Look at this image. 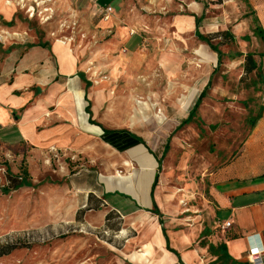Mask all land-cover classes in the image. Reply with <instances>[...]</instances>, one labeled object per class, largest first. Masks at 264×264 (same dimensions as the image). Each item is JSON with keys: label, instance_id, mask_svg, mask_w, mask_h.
Wrapping results in <instances>:
<instances>
[{"label": "rangeland", "instance_id": "obj_1", "mask_svg": "<svg viewBox=\"0 0 264 264\" xmlns=\"http://www.w3.org/2000/svg\"><path fill=\"white\" fill-rule=\"evenodd\" d=\"M18 1H6L18 8L16 25L7 29L0 22V71L11 49L31 37L68 36L66 46L79 55L92 84L90 108L97 121L106 128H130L134 112L159 118L165 113L162 123L136 119L134 128L158 150L166 142V125L187 115L185 108L211 79L196 117L175 136L180 140L172 179L201 178L240 152L251 131L249 118L261 106L258 77L244 71L245 55L259 60L264 48L248 0H131L109 20L100 11L99 18L90 12L82 16L59 11L54 21L44 24L30 18L27 6ZM192 15H203L200 31L213 36L223 53L222 64L196 37L188 21ZM71 21L75 30L62 28ZM99 21L108 25L101 27ZM223 31L231 32L234 40L215 37ZM52 155L51 148L0 150V164L12 175L23 169L29 173L27 186L0 190V247L22 244L1 257L0 264H130L129 256L142 250L135 244L141 239L133 227L116 215L101 229L106 235L86 229L82 217L75 216V202L83 195L75 191V181L95 170L91 163L79 154L61 162ZM122 230L126 233L121 235ZM135 257L142 258V253Z\"/></svg>", "mask_w": 264, "mask_h": 264}, {"label": "crops", "instance_id": "obj_2", "mask_svg": "<svg viewBox=\"0 0 264 264\" xmlns=\"http://www.w3.org/2000/svg\"><path fill=\"white\" fill-rule=\"evenodd\" d=\"M6 1L0 0V22L10 29L16 25L19 11ZM128 1L57 0L52 21L59 11L82 16L90 12L99 18V11L106 6H111L116 16L117 9ZM248 3L264 31V0ZM200 17L203 15H192L188 20L195 35L196 18ZM106 25L99 21V26ZM263 54L264 48L259 60L253 54L259 66L260 75L254 74L260 77L261 106L258 114L249 118L251 131L240 152L221 168L208 169L201 178L175 180L172 166L180 140L175 136L196 117L185 123L203 91L210 88L211 79L185 108L187 115L177 124L170 121L166 125V142L158 150L134 128L139 120L164 122V112L165 118L134 112L130 128H106L90 108L92 84L79 55L57 42L55 33L33 36L11 49L0 71V150L51 148L52 157L59 162L79 154L91 163L95 170L75 181V191L83 194L75 202V216L82 217V226L96 233L105 234L101 229L106 222H114L116 215L133 227L141 239L135 244L142 250L129 256L130 264H250V247L264 248ZM27 182L29 177L20 188ZM226 223L231 227L222 229ZM123 233L126 230L120 231ZM130 241L129 246L134 245ZM136 253H142V258H132Z\"/></svg>", "mask_w": 264, "mask_h": 264}, {"label": "built area", "instance_id": "obj_3", "mask_svg": "<svg viewBox=\"0 0 264 264\" xmlns=\"http://www.w3.org/2000/svg\"><path fill=\"white\" fill-rule=\"evenodd\" d=\"M90 2L96 3L97 0H88ZM19 5L27 6V13L29 14L30 18L37 17L42 24L47 23L51 21L55 15H56V4L57 0H19ZM101 15L103 16L104 20H109L112 13L113 8L111 6H106L104 8H101L100 10ZM67 29H76V23L65 22L62 24V28ZM56 35V41L61 42L62 44L66 45L67 42L71 40L68 36L58 37ZM19 182L24 180V177L22 174L20 175H12L6 165L0 164V190H14L12 187V180L15 179ZM231 227V223H226L222 226V229H227ZM105 234L108 235V232L105 231ZM264 248L262 245L259 246H251L249 249V263L250 264H264Z\"/></svg>", "mask_w": 264, "mask_h": 264}, {"label": "trees", "instance_id": "obj_4", "mask_svg": "<svg viewBox=\"0 0 264 264\" xmlns=\"http://www.w3.org/2000/svg\"><path fill=\"white\" fill-rule=\"evenodd\" d=\"M248 3V2H247ZM249 5V3H248ZM249 8L252 10L251 6L249 5ZM253 13V12H252ZM254 15V14H253ZM202 19L203 17H200V18H196V25H197V32H196V36L197 38L206 43L207 45L210 46V48L218 54V63L219 65L222 64V59H223V53L222 51L219 50L218 48V45H215L213 44V36L212 35H203L200 31H199V28H200V24L202 22ZM254 21L256 23V30H255V33L257 36L260 37V39L263 41L264 43V31L258 26V19L257 18H254ZM220 34V33H219ZM215 37H220V38H227L229 40H234V36L231 32L229 31H224L219 35L215 36ZM238 56H243V55H238ZM263 58H264V54H263ZM244 66H245V71L247 74H252L254 73L255 71H257V75L259 73V66H258V63L255 61L254 59V55L249 53L245 56V63H244ZM261 66V65H260ZM260 75V73H259ZM259 77V76H258ZM260 78V77H259ZM209 88H206L203 93L201 94L200 98L198 99L196 105L194 106L193 110L190 112V115H189V118L187 119V121L185 123H189L193 120L194 116L196 115L198 109H199V106L202 102V100L204 99V97L206 96V92ZM260 117V114L257 116V118ZM255 121L252 122V126L255 125ZM22 175L24 177V180L19 182L15 179L12 180V187L13 189H19L21 186H23L25 184V182L27 181V178L29 177L28 174H27V171L26 170H23L22 171ZM10 190H8L9 192ZM22 244H9V245H6V246H3V247H0V258L1 257H4V256H8L11 254L12 251H14L15 249L18 248V246H21ZM223 248V246L221 247ZM214 252V251H213Z\"/></svg>", "mask_w": 264, "mask_h": 264}, {"label": "bare ground", "instance_id": "obj_5", "mask_svg": "<svg viewBox=\"0 0 264 264\" xmlns=\"http://www.w3.org/2000/svg\"><path fill=\"white\" fill-rule=\"evenodd\" d=\"M7 4H9V3H7Z\"/></svg>", "mask_w": 264, "mask_h": 264}]
</instances>
